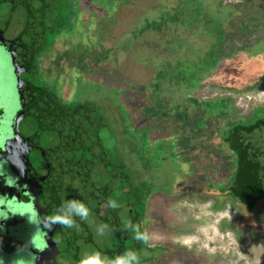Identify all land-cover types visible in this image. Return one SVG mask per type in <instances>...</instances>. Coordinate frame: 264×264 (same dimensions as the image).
<instances>
[{
  "label": "rangeland",
  "instance_id": "1",
  "mask_svg": "<svg viewBox=\"0 0 264 264\" xmlns=\"http://www.w3.org/2000/svg\"><path fill=\"white\" fill-rule=\"evenodd\" d=\"M89 1H80L79 31L68 34L66 41L60 39L63 43L49 57L48 67L64 69L62 87L76 93L77 101L92 103L96 112L92 123H99L96 132L106 166L92 170V221L95 231L108 219L107 254L135 250L142 264L161 255L158 245L149 251L130 231L121 230L128 221L138 224L152 198L148 209L153 221L175 230L172 236L154 233L152 241L174 242L185 249L166 247L167 257L151 264H264V204L255 217L259 224L241 229L239 206L214 190L207 194L203 190L206 181L216 184L221 179L226 184L234 171L235 156L224 133L237 122H253L264 113V0H115L111 9L98 0H91V7ZM71 3L74 8L75 1ZM50 9L53 22L62 25L58 11ZM64 10L60 12L65 14ZM76 20L75 14L73 29ZM53 41L49 35L48 45ZM59 52L67 65H58ZM72 52H78L77 65L85 64L90 75H82L80 68L68 69L74 64ZM238 56L248 61L250 82L239 80L229 86L211 81L223 72L224 63ZM216 58L220 63L212 70L209 60ZM169 134L177 138V157L190 166L180 163L172 147L165 162L158 150H153L154 158L147 156L155 146L151 141ZM93 152L99 150L95 147ZM188 173L191 176H185ZM189 185L200 194L189 198L184 191ZM109 198L120 206L107 208ZM168 216L183 229H171L162 221ZM3 237L4 264L21 258L29 264H73L54 245L15 247Z\"/></svg>",
  "mask_w": 264,
  "mask_h": 264
},
{
  "label": "flooded vegetation",
  "instance_id": "2",
  "mask_svg": "<svg viewBox=\"0 0 264 264\" xmlns=\"http://www.w3.org/2000/svg\"><path fill=\"white\" fill-rule=\"evenodd\" d=\"M80 1L75 0L73 8L78 17L76 28L71 32L64 31L61 36L54 34L55 41L48 45L49 25L58 26L53 22V10L50 9L53 5L48 0H0V236L9 237L10 243L15 247H29L33 243L54 245L64 257L70 258L64 260L73 264H76L75 261L83 251H97L92 249L93 166L88 163V166L70 167L63 161L62 156L66 152H72L78 161L80 158H91L92 103L77 101L76 93L71 95L69 90L66 91L61 82L64 69L48 67V61L57 51L56 47L70 38L68 34L78 33V23L81 22ZM98 1L101 3V0ZM111 1L113 0H103L104 3L101 4L110 7L108 3ZM89 4L92 7L91 0ZM64 37L66 39L61 41ZM60 57L62 56L59 52L56 58L58 65H67ZM78 59V52H72L74 64L68 66V69L78 72L81 70L82 75H90L88 69H85L84 61V68L77 65ZM64 90L71 97H66ZM69 133L77 139L78 136L82 138L78 141L73 139L71 142L66 138ZM150 145H155L147 153L150 159L153 150H158L160 158L165 162V158L170 157H165L170 147L175 148L176 157L179 155L180 149L176 148L178 144L174 134L162 139L154 138ZM156 145L163 146L155 148ZM177 158L182 165L188 164L181 157ZM236 160L235 156V167ZM234 171L231 178L227 179L228 182L232 180ZM185 176L189 177L191 174ZM224 182L221 179H217L216 184L206 181L203 190L206 194L213 190V194H221L220 191L226 186ZM192 188L194 187L189 185L184 189L189 198L195 194ZM173 191L175 193L174 189ZM67 199H77L85 203L90 210L88 220L81 221L76 218L79 231L62 229L58 224L51 230L46 229L40 223L41 220L53 215L55 209ZM151 200L152 198L147 200L144 205L138 225L142 229L146 228L151 236L154 233L159 236H172L171 233L175 230L167 231L153 221L148 209ZM28 214L35 223L29 221ZM162 221L171 229H183V224L175 222L173 216L165 217ZM183 240L187 241L188 238L184 237ZM151 243L146 245L149 251L154 248L152 245L160 247L161 257L153 258L157 263L163 256L167 257L166 247L175 246V251L185 249L174 242L162 243L159 239L151 240ZM106 252L104 250L103 254L111 257ZM166 259L169 261L171 258ZM151 263L153 262L150 260L144 264Z\"/></svg>",
  "mask_w": 264,
  "mask_h": 264
},
{
  "label": "trees",
  "instance_id": "3",
  "mask_svg": "<svg viewBox=\"0 0 264 264\" xmlns=\"http://www.w3.org/2000/svg\"><path fill=\"white\" fill-rule=\"evenodd\" d=\"M48 1L51 3V5H53V9L58 11L55 14L61 16L62 23V25L57 24L58 26H51L50 24L48 28V34L54 36V34H61L66 30L71 32L74 27V24L72 23V16L75 15L73 8H71L72 6H70L73 4L71 3L72 0ZM74 1L75 0H73V2ZM101 3H104L103 0H101ZM108 4L112 8L116 2L113 0ZM63 7H65V14L60 12V9H63ZM63 28H65L64 31ZM209 63L211 64L210 69L214 70L218 67L220 60L216 58L214 60H209ZM223 65L225 67L223 72L214 76L211 80L212 82H218L229 86H234V84L238 83L239 80L243 83L250 82V80H248L250 77V72L247 70L248 61L245 57L238 56L230 63L226 62ZM94 113L96 114L95 111H92V115H95ZM97 116H99L98 112ZM70 124L72 125L71 122ZM98 125L99 123H92V153L88 152L91 154V156H89L91 158H80L78 161V159L72 155V152H66V154L62 156V159L67 166H88V163H91L93 168L95 167V170H99V166H106L104 164V152L97 136L98 133L96 132ZM225 134L226 137L224 141L229 148L231 147L233 149L231 152L236 156L237 160L233 182L226 183V186L220 191L221 194L219 193V195L225 197L226 199H230L242 210V219L240 224L241 229L251 227L253 228L256 224H259L255 217L259 207L264 204V161L261 158V153L264 152L262 151L260 153L264 143V113L260 112L253 122H237L236 124L230 126ZM66 138L72 142L73 139L76 141L80 140L82 136H78L77 139L76 137H73V134L69 133L66 135ZM95 147L99 150V153L93 152V148ZM81 157H83V155ZM116 166L123 165L119 164ZM192 189L193 193L200 194V191L196 193L194 188ZM134 193L135 197L138 198L137 192L134 191ZM98 221L100 222L99 219ZM107 221L108 219L106 221L104 220V223L108 224ZM84 226H86V224H84ZM101 238H105V236L99 237L96 235L94 230L92 231V249L103 253L104 250H107L106 248L108 246L107 239L105 238V241V239L102 240Z\"/></svg>",
  "mask_w": 264,
  "mask_h": 264
},
{
  "label": "clouds",
  "instance_id": "4",
  "mask_svg": "<svg viewBox=\"0 0 264 264\" xmlns=\"http://www.w3.org/2000/svg\"><path fill=\"white\" fill-rule=\"evenodd\" d=\"M105 206L113 210L117 209L120 205L116 200L109 198ZM90 215V210L85 203L77 199H67L63 201L54 211L51 216L44 217L40 223H43L44 227L51 230L54 225H60L62 229H75L79 231V224L76 222V218L81 221H87ZM30 222L35 221L28 214ZM122 231H130L132 238L135 241L140 242L142 245H149L152 240V236L145 228L142 229L140 225L133 224L131 221L124 223ZM109 231L108 224H99L95 233L97 236L103 237ZM23 260L24 264H29V260L18 259L13 264H18V261ZM32 264V261H30ZM0 264H4L3 260H0ZM76 264H140V257L135 250H126L121 254L109 257L100 251H83Z\"/></svg>",
  "mask_w": 264,
  "mask_h": 264
},
{
  "label": "water",
  "instance_id": "5",
  "mask_svg": "<svg viewBox=\"0 0 264 264\" xmlns=\"http://www.w3.org/2000/svg\"><path fill=\"white\" fill-rule=\"evenodd\" d=\"M75 263H76V261H75Z\"/></svg>",
  "mask_w": 264,
  "mask_h": 264
},
{
  "label": "bare ground",
  "instance_id": "6",
  "mask_svg": "<svg viewBox=\"0 0 264 264\" xmlns=\"http://www.w3.org/2000/svg\"><path fill=\"white\" fill-rule=\"evenodd\" d=\"M178 234V233H177Z\"/></svg>",
  "mask_w": 264,
  "mask_h": 264
}]
</instances>
